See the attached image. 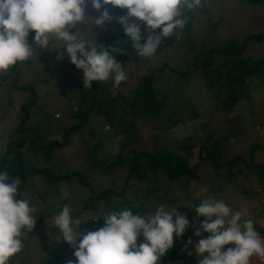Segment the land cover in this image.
<instances>
[{
    "label": "rangeland",
    "instance_id": "374dc122",
    "mask_svg": "<svg viewBox=\"0 0 264 264\" xmlns=\"http://www.w3.org/2000/svg\"><path fill=\"white\" fill-rule=\"evenodd\" d=\"M103 10V8L100 11L94 10L89 3L86 14L99 16ZM188 12L190 13L189 16L187 15L189 18L187 22L190 25L191 39L197 46L201 45L204 48L217 43L222 45L225 40L239 41L248 33H264V0H259L256 4L248 0H201L200 7ZM109 13L113 20L111 23L105 22L107 29L97 26L92 28L97 34V43L103 44L106 48L116 47V41L127 40L126 36L111 38L109 33L116 34L122 28L116 23V18L123 15L111 14L110 11ZM86 35L93 38L91 33ZM183 35L185 32L182 31L180 38H183ZM262 41L264 44V38ZM128 43L130 44L131 41ZM125 44L121 43L118 46L121 52L110 54L115 59L124 58ZM186 47L187 44L184 42V45L178 44L156 51L151 57H140V64L146 62L145 66L150 70L155 71L158 67H163L159 72L161 75L154 83V92L164 93V90H169L171 97L167 99V96H161L159 116L130 117L122 124L120 130H117V126L112 131L110 125L113 127L115 124L107 123L102 116L90 114L87 123L83 124L76 133L69 135V141L60 150L54 162L59 161L60 158L61 169L81 171L84 180L90 183L94 190L107 187L115 190L116 186L117 192H123L132 206H136L142 199L144 184H152L160 188V198L167 201L163 205L169 211L178 207L177 211L186 214L190 223L195 220L196 202L208 197L223 200L234 211L246 212L248 216L245 218L253 219L256 230L264 237V180L259 183L256 170L253 168V165L264 164V148L260 146L264 144V47L250 45L249 50L244 53L245 57H249V61L246 59L242 65L236 63L240 70L251 67L248 65L250 61L254 66L252 73L245 78L244 84L237 87L240 97L232 105L229 103L231 99L223 103L221 97L224 95L216 96L215 91H212L213 87L220 88V85L225 88L223 73L221 79L218 78L220 84L209 85L205 78L199 87L194 85L189 87L185 82H178L179 89L173 92L170 90L172 81L185 74L189 68L186 64L191 52ZM57 54L58 50L45 49L40 54H34L29 61L20 62L18 64L20 75L16 78V83L19 85L35 83L34 89L38 96L37 108L32 109L30 113L28 119L30 125L37 123L43 114H53L54 118L49 122L43 121L41 125L39 124L41 132L47 135L45 137L47 139H61L63 126L67 127L75 122L67 115V109L76 104V100L82 102L83 99L86 100L91 93V86L99 82L92 81L89 88L84 86L82 70L73 67L67 56L58 60ZM10 69L0 73V153L5 149L7 137H13L10 131L16 127L19 119L18 106L27 95L25 92H16L10 88L14 79ZM123 70L126 73V81H122L118 86L111 83L112 96H128L135 84L132 78L136 77V80L142 73V67L138 68V65L132 62L124 64ZM171 70L177 73L174 74ZM42 77L45 78V82L41 81ZM109 80L113 82L111 78ZM181 89H184V92ZM173 110L175 111L172 112ZM164 118L171 119L172 123H165ZM217 141L221 143L220 159L223 162L235 157L239 158L238 162L228 169L231 174L227 175L226 168H221L223 176L221 178L215 175L216 170L212 169L208 161L199 160L193 175H182L178 180L168 182L159 169L155 172L148 170L144 182L132 177L126 181V187L123 188L121 185L124 183L126 170L117 168L110 172L96 156L97 153L107 151L111 155L108 159H111L116 151L125 153V150L131 148L149 152L161 150L180 158L189 168L197 162L201 145L208 151V146ZM43 142L45 143V140ZM254 144L258 147L250 156L249 149ZM82 152L86 153H84L85 159L82 158ZM26 164L33 167H40L42 164L47 166L44 161L38 162V159L35 161L30 159ZM89 166L98 171L88 170ZM52 168H54L53 163ZM27 177V185L23 193L25 198L29 199L30 206H35L34 215H37V219L33 230L21 237L24 245L22 251L10 257L9 264H68L69 261L76 264L74 249L62 240L55 241L59 233L53 227L54 217L65 204L73 209L72 215L81 220H87L102 212L83 208L88 190L76 178L56 183L46 182L42 173ZM202 188L206 191L197 198L195 194ZM112 199L117 198L112 197ZM159 205L161 204L156 203L153 208L144 205V209L148 210L137 213L143 215L154 212ZM103 226V218L98 217L96 220L83 223L79 230L84 233L98 230ZM193 232L194 229L191 228L185 231V235L194 237L193 244L184 245L180 251L187 260L168 264H190L191 257H197L193 245L201 237L194 236ZM137 242H143V237H139ZM228 247L232 245L224 246V248ZM189 252L192 254L189 255ZM250 264H264V260L253 256L250 258Z\"/></svg>",
    "mask_w": 264,
    "mask_h": 264
},
{
    "label": "clouds",
    "instance_id": "9594fccd",
    "mask_svg": "<svg viewBox=\"0 0 264 264\" xmlns=\"http://www.w3.org/2000/svg\"><path fill=\"white\" fill-rule=\"evenodd\" d=\"M89 3L94 10H104L99 16L87 15ZM108 4L127 10L116 18L127 40L106 48L97 43L92 28L107 29L105 22H112L113 17L104 7ZM200 6L201 0H0V73L45 49H55L58 60L67 56L82 70L84 86L89 88L92 81L110 78L118 86L126 79V73L110 53L121 52L118 46L131 41L138 56L151 57L164 38L181 37L186 12ZM133 18L144 22L149 31L143 43L141 26ZM30 31L35 33L31 44L27 39ZM86 33L93 34V38ZM20 185L18 176L0 172V264H9V258L22 251L21 237L30 233L36 223L35 206H30ZM205 191L200 189L196 197ZM177 208L169 211L161 204L154 212L143 215L128 208H113L81 220L65 204L54 217L53 227L59 233L55 241L62 240L74 249L76 264H162L174 246V235L179 238L191 228L194 236L201 237L193 245L198 264H250L253 256L264 260V237L256 230L253 219L245 218L246 212L234 211L225 201L208 197L194 207L203 221L190 223ZM98 217L103 218V227L80 232L83 223ZM204 233L208 234L206 238ZM139 237H143V242H137ZM187 244H193L191 238ZM225 245L232 247L222 250Z\"/></svg>",
    "mask_w": 264,
    "mask_h": 264
},
{
    "label": "trees",
    "instance_id": "16d2710c",
    "mask_svg": "<svg viewBox=\"0 0 264 264\" xmlns=\"http://www.w3.org/2000/svg\"><path fill=\"white\" fill-rule=\"evenodd\" d=\"M248 1L256 4L259 0ZM104 7L108 8L111 14L119 13L121 15H125L127 12L126 9L115 8L111 4L105 5ZM189 13L190 12L187 11L186 15L189 16ZM133 20H135V18H133ZM187 20H189L188 17ZM135 22L141 26V43H143L149 35V31L147 30L144 22L139 20H135ZM189 28V22H186L182 29V31L185 32L183 38L177 39L174 35L164 38L163 42L156 50L159 51L165 47H173L178 44L184 45L185 42V44H187L186 49L191 52V57L186 64L189 68L186 70L185 74H181L178 78H175L172 81L170 84V90L173 92L176 89H179L180 86L177 85L178 82H185L189 84V87L190 85L199 87L201 82L205 81V78L209 82V85L220 84L218 78L221 79L223 73L226 83V86H224L225 88H222L220 85V88L213 87L212 91H215L216 96L220 94L224 95V97H221V102L223 103L231 99L229 103L232 105L233 102L240 97L239 89H237V87L244 84L245 78L252 73L251 70L254 66L251 61L248 63L251 67H248L245 70L238 69L237 65L244 64L246 59L249 58L245 57L246 55H244V53L249 50L248 47L250 45L256 44L264 47V44H262L264 33H248L243 35L239 41L225 40L222 45H218L217 43L211 47L204 48L201 45L197 46L192 41V37L189 34ZM34 35V31H30V34L27 37L30 44L32 43V37ZM109 35L114 39L125 36L123 28H120L116 34L109 33ZM124 46L126 47L124 52L125 56L124 58L116 59L117 62L122 65H127V63L132 62L137 64L138 68L142 67V73L137 77V79L135 80L136 77L132 78V81L135 82V84L130 94L128 96H112L110 89L113 82L110 80L98 82L95 83V85L93 84L91 86V93L86 100L83 99V102L76 100V104L67 109V115H69L71 119L75 120V122L67 127L63 126L61 139H47L45 138L47 135L43 133V131L41 132L40 129V125L43 121L46 123L54 118L53 114H43L40 116L37 123L32 125L28 123L32 109L34 110L37 108L38 96L36 95L34 89L35 83L28 82L20 85L17 84L16 78L20 75V68L18 67L20 62L11 67L10 71L13 73L14 79L10 84V88L16 90V92H25L27 95L24 98V101L18 106L19 119L16 127L10 131L13 137H7L5 149L2 153H0V172L6 171L13 177L18 176L21 179V185L19 186V190L21 192L25 190L27 185V176L35 173H42L46 182L59 183L63 180L67 181L68 179L76 178V180L88 190V195L83 203V208L93 210L94 212L100 211L104 213L113 208L116 210L128 208L136 214L139 211L145 212L148 210L144 209V205H148L153 208L156 206V203H167V201L163 200L159 196L160 188L153 186L152 184H144L142 199L138 204H136V206H132L130 200L126 198L123 192H117L116 186L114 187L116 191L110 189L109 187L101 190H94L91 184L84 180L83 173L81 171L76 169H61L59 167L60 158L58 159L59 161L54 162L55 157L60 154V150L69 141V135L71 133H76L83 124H86L90 114L102 116L107 123L115 124L113 127L110 125L112 131H114L117 126V130H120L122 124L126 123L130 117L152 116L156 118V115H160L159 105L162 101L161 96H167V99L171 97V92L169 90H164V93L154 92V83L159 78V75H161L159 72L163 70V67H158L155 71L153 69L150 70L145 66L146 62L144 64L143 62L140 64V56L135 53L131 43L129 44L127 42ZM73 67L75 66L73 65ZM193 67L194 73H192ZM171 71L174 72V74L177 73L175 70ZM41 79L42 82H45L44 77ZM194 82L197 83L195 84ZM181 90L184 92V89ZM174 111L175 110L172 112ZM169 118H167V120L164 118V122L167 124L172 123ZM44 140L45 143L43 142ZM260 146L261 148H264V144ZM257 147L258 146L256 144L250 147V156L252 155L253 150ZM221 149V143L218 141L211 143V145L208 146V151L205 149V146L201 145L199 152L200 155L196 160L197 162L189 168L182 163L180 158L170 154L168 151L161 150L149 152L146 150H134L131 148V150H125V153L116 151L114 157L111 159H108L111 155L107 151H104V153H97L96 156L97 160L104 163L110 172L115 171L117 168H124L126 170V174L124 175L125 180L121 185L125 188L126 181L132 177L139 182H144L145 177L148 174V170L155 172L159 169L160 172L162 171L164 173L168 182L171 180H178L182 175H193L199 160L208 161L212 169L216 170L215 175L217 177H223L221 173V168L223 167L226 168L227 175H229L231 173L228 169L231 166H234V164L238 162L239 158L235 157L230 161L223 162L220 159ZM84 153L85 152H82L83 159H85L86 154ZM105 155L107 157H105ZM30 159L34 161L38 159V162L40 163L44 161L47 166L43 164L40 167L28 166L26 162ZM52 163L54 168H52ZM253 168L256 170V176L259 183H261L262 180H264V164L253 165ZM88 170L98 171L90 166ZM112 197H116L117 199L113 200ZM128 203H130V205ZM199 203L200 201L196 202L194 207L198 206ZM203 219V217L198 218L195 212L194 222L200 223ZM207 235V233L203 234V236ZM189 238L193 239L194 237L182 234L181 237L176 238L174 235V246L163 258L162 264L186 261L187 257L180 254V251L184 245H187ZM226 249L227 248H224L223 250ZM190 264H198V258L191 257Z\"/></svg>",
    "mask_w": 264,
    "mask_h": 264
}]
</instances>
